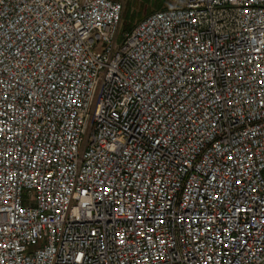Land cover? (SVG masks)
<instances>
[{"label":"built area","instance_id":"obj_1","mask_svg":"<svg viewBox=\"0 0 264 264\" xmlns=\"http://www.w3.org/2000/svg\"><path fill=\"white\" fill-rule=\"evenodd\" d=\"M0 0V264H264V0Z\"/></svg>","mask_w":264,"mask_h":264},{"label":"trees","instance_id":"obj_2","mask_svg":"<svg viewBox=\"0 0 264 264\" xmlns=\"http://www.w3.org/2000/svg\"><path fill=\"white\" fill-rule=\"evenodd\" d=\"M133 8L131 9V16L133 20L135 19V25L144 19L149 14L153 13L154 11L161 10L165 7L166 3L165 0H140L139 2H132ZM128 7L126 6L123 14V21L122 25L125 22L126 17V11ZM135 25L132 27H129L125 32L132 30Z\"/></svg>","mask_w":264,"mask_h":264},{"label":"rangeland","instance_id":"obj_3","mask_svg":"<svg viewBox=\"0 0 264 264\" xmlns=\"http://www.w3.org/2000/svg\"><path fill=\"white\" fill-rule=\"evenodd\" d=\"M139 2L140 0H124V10L126 8V6L128 7L127 11H126V17H125V22L124 24L121 26V29H120V32H119V35H120V38H122L123 34L125 33V31L129 28V27H133L135 25V19L133 20L131 14V9L133 8V5H132V2ZM165 3L167 4V1L165 0ZM124 14V13H123Z\"/></svg>","mask_w":264,"mask_h":264}]
</instances>
